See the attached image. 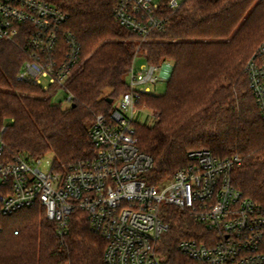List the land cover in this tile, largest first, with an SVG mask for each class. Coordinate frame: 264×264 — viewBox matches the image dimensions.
<instances>
[{
  "label": "trees",
  "instance_id": "1",
  "mask_svg": "<svg viewBox=\"0 0 264 264\" xmlns=\"http://www.w3.org/2000/svg\"><path fill=\"white\" fill-rule=\"evenodd\" d=\"M46 1L68 15L65 29L81 45L80 64L66 83L74 99L63 108L50 91L18 82L27 55L0 42V133L6 126L2 137L12 152L30 158L53 153L61 171L92 158L88 131L97 115L110 114L109 98L129 92V69L140 56L158 67L172 64L166 91L141 95L156 124H134L140 151L154 160L147 183H167L189 166L191 152L208 150L220 159L239 157L233 186L264 206V121L246 71L264 40V0H188L164 31L139 44L115 20L118 0ZM162 217L170 225L159 245L163 264H198L178 244L210 241L205 226L173 206L163 205ZM0 228V264H104L107 243L81 210L73 211L63 238L39 206L0 217Z\"/></svg>",
  "mask_w": 264,
  "mask_h": 264
},
{
  "label": "built area",
  "instance_id": "2",
  "mask_svg": "<svg viewBox=\"0 0 264 264\" xmlns=\"http://www.w3.org/2000/svg\"><path fill=\"white\" fill-rule=\"evenodd\" d=\"M187 2L118 0L114 16L143 43L164 31L169 16ZM67 21L68 15L46 0H0V42L12 43L27 55L18 82L66 92L82 56L80 43L65 29ZM139 59L136 56L129 69V92L114 100L109 115H97L88 131L95 150L89 160L65 171L53 160L44 172V157L12 152L2 137L6 126L2 128L1 214L9 217L39 206L49 221L57 223L63 238L73 211L81 210L91 231L107 243L104 264H163L159 245L170 225L162 217V207L168 205L205 226L211 237L208 242H179V252L191 261L264 264V206L233 186L232 172L239 157L220 159L208 150L194 151L189 154V166L177 171L161 192L145 180L154 160L138 147L134 116L142 110L141 95L153 93L148 86L168 81L172 65L158 67L145 61L139 65ZM246 71L264 121V40L248 60ZM73 99L67 93L69 104Z\"/></svg>",
  "mask_w": 264,
  "mask_h": 264
},
{
  "label": "rangeland",
  "instance_id": "3",
  "mask_svg": "<svg viewBox=\"0 0 264 264\" xmlns=\"http://www.w3.org/2000/svg\"><path fill=\"white\" fill-rule=\"evenodd\" d=\"M138 44L141 43L140 41H137ZM140 58L137 63L140 65L143 63V60ZM172 65V64H171ZM128 80V78H127ZM46 83V81H45ZM153 90V93L155 94H163L166 91L167 87V80L161 81L157 84V86H148ZM49 95L52 97V101L57 104H61L63 108H69L71 104L67 101V93L64 90L54 88L50 91ZM157 119L155 117V112L151 108H148L146 106H142V110L137 112L134 116V124L136 125H145L148 127H152L156 124ZM54 160V154L49 153L44 156L43 159V165L41 166L42 171L46 172L49 170L50 163ZM49 162V163H47ZM167 184H163L158 187V191L161 192L166 188ZM0 217H4L0 212Z\"/></svg>",
  "mask_w": 264,
  "mask_h": 264
},
{
  "label": "water",
  "instance_id": "4",
  "mask_svg": "<svg viewBox=\"0 0 264 264\" xmlns=\"http://www.w3.org/2000/svg\"><path fill=\"white\" fill-rule=\"evenodd\" d=\"M107 101L109 104H112L114 102V99L109 98Z\"/></svg>",
  "mask_w": 264,
  "mask_h": 264
}]
</instances>
